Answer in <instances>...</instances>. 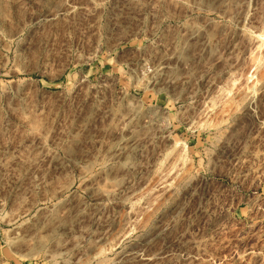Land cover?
I'll use <instances>...</instances> for the list:
<instances>
[{
	"label": "rangeland",
	"instance_id": "1",
	"mask_svg": "<svg viewBox=\"0 0 264 264\" xmlns=\"http://www.w3.org/2000/svg\"><path fill=\"white\" fill-rule=\"evenodd\" d=\"M0 264H264V0H0Z\"/></svg>",
	"mask_w": 264,
	"mask_h": 264
}]
</instances>
